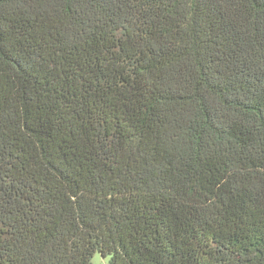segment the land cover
Returning <instances> with one entry per match:
<instances>
[{
  "label": "trees",
  "instance_id": "16d2710c",
  "mask_svg": "<svg viewBox=\"0 0 264 264\" xmlns=\"http://www.w3.org/2000/svg\"><path fill=\"white\" fill-rule=\"evenodd\" d=\"M264 264V0H0V264Z\"/></svg>",
  "mask_w": 264,
  "mask_h": 264
},
{
  "label": "rangeland",
  "instance_id": "374dc122",
  "mask_svg": "<svg viewBox=\"0 0 264 264\" xmlns=\"http://www.w3.org/2000/svg\"><path fill=\"white\" fill-rule=\"evenodd\" d=\"M93 260L96 264H109V258H104L99 253L94 256Z\"/></svg>",
  "mask_w": 264,
  "mask_h": 264
}]
</instances>
